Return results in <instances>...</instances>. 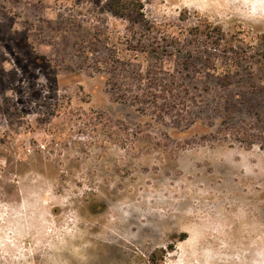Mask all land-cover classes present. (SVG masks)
<instances>
[{
  "label": "rangeland",
  "instance_id": "obj_1",
  "mask_svg": "<svg viewBox=\"0 0 264 264\" xmlns=\"http://www.w3.org/2000/svg\"><path fill=\"white\" fill-rule=\"evenodd\" d=\"M141 14L0 0V264H264V0Z\"/></svg>",
  "mask_w": 264,
  "mask_h": 264
},
{
  "label": "trees",
  "instance_id": "obj_2",
  "mask_svg": "<svg viewBox=\"0 0 264 264\" xmlns=\"http://www.w3.org/2000/svg\"><path fill=\"white\" fill-rule=\"evenodd\" d=\"M107 5L115 16L134 18L136 13H142L144 0H107Z\"/></svg>",
  "mask_w": 264,
  "mask_h": 264
}]
</instances>
